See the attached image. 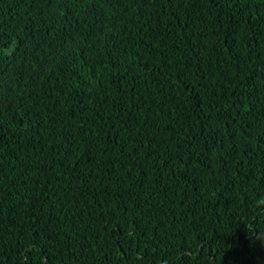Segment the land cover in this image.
<instances>
[{
	"label": "trees",
	"instance_id": "obj_1",
	"mask_svg": "<svg viewBox=\"0 0 264 264\" xmlns=\"http://www.w3.org/2000/svg\"><path fill=\"white\" fill-rule=\"evenodd\" d=\"M264 0H0V264H264Z\"/></svg>",
	"mask_w": 264,
	"mask_h": 264
},
{
	"label": "clouds",
	"instance_id": "obj_2",
	"mask_svg": "<svg viewBox=\"0 0 264 264\" xmlns=\"http://www.w3.org/2000/svg\"><path fill=\"white\" fill-rule=\"evenodd\" d=\"M258 203H260V204H264V199L259 200Z\"/></svg>",
	"mask_w": 264,
	"mask_h": 264
}]
</instances>
